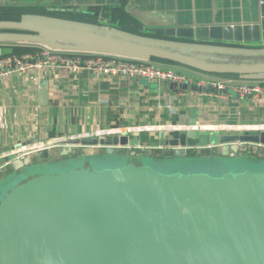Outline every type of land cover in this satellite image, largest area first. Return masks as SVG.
Here are the masks:
<instances>
[{"label":"water","instance_id":"95a60500","mask_svg":"<svg viewBox=\"0 0 264 264\" xmlns=\"http://www.w3.org/2000/svg\"><path fill=\"white\" fill-rule=\"evenodd\" d=\"M242 4L249 13L243 21L192 20L187 25L158 27L136 16L140 22L133 27L183 39L264 42V0H244ZM0 29L166 59L217 74L264 71L205 65L181 54L21 20H0ZM168 84L171 90L230 93L213 83ZM43 87L45 97L47 84ZM162 144L168 148L164 153L168 157H185L188 149L212 144L213 151L222 155L220 165L230 167H212V173L189 168L162 170L145 162V157L152 158L150 148L146 156L127 157L124 164L112 168H95L93 162L78 158L76 148L95 147L94 154L106 157L98 159L100 162L123 161L127 149L137 147L126 135L58 142L56 146L67 148L61 156L75 157L53 165L81 164L55 173L29 174L48 163H23L16 154L13 158L6 155L5 160L17 172L14 177L23 178L0 198V264H264V169L239 168L241 164H237L246 151L253 156L264 151V129L230 134L201 131L198 138L194 131L185 130L178 137L163 139Z\"/></svg>","mask_w":264,"mask_h":264},{"label":"crops","instance_id":"0c3cea01","mask_svg":"<svg viewBox=\"0 0 264 264\" xmlns=\"http://www.w3.org/2000/svg\"><path fill=\"white\" fill-rule=\"evenodd\" d=\"M244 0H0V5L39 4L48 12L84 14L86 20L62 21L50 14H22L14 21L32 22L47 18L44 27L58 28L73 34L91 35L117 44H131L158 51L181 54L205 65H231L264 69V42H227L212 39L167 37L133 27L141 20L158 27L200 23L238 22L248 19ZM244 13V15H243ZM135 14V15H134ZM33 15V16H32ZM30 16V17H29ZM117 21H114L115 18ZM56 17V18H55ZM244 17V18H243ZM17 19V20H15ZM71 19V18H67ZM76 20V21H75ZM159 35V36H158ZM137 37V38H133ZM140 38L167 42L150 44ZM181 44V45H178ZM183 45V46H182ZM42 47L54 51L99 53L145 61L154 66L172 68L187 73L196 80L216 83L264 82V71L249 75L217 74L155 57L135 55L125 51L97 48L79 41L44 36L16 29H0V58L30 56L36 58ZM234 75V76H226ZM47 96L43 97V85ZM218 95L207 92L171 90L168 83L135 77L82 71L78 74L65 69L45 67L29 74L13 73L0 80V184L15 175L14 165L5 156L17 155L23 163L59 164L75 156H61V139L77 137H108L126 135L137 147L128 148L125 156H146L151 149L153 160L166 163L191 162L219 165L218 155L211 145L188 149L185 157L167 156L163 139L178 137L182 131L230 134L232 131L253 132L264 129V97L245 96L236 89ZM239 97H236V95ZM95 147L76 148L87 155L106 158L95 153ZM97 150V149H96ZM161 154V155H157ZM233 155V154H231ZM230 155V156H231ZM127 157H121L126 159ZM38 158V159H36ZM109 158V157H108ZM264 169V151L254 157L247 151L239 158ZM253 158L254 161H251ZM36 159V160H35ZM195 159H198L195 161ZM16 161V162H19ZM239 164V163H237ZM185 168V165H165ZM19 172V171H18ZM9 175V176H10Z\"/></svg>","mask_w":264,"mask_h":264},{"label":"built area","instance_id":"2783aa9c","mask_svg":"<svg viewBox=\"0 0 264 264\" xmlns=\"http://www.w3.org/2000/svg\"><path fill=\"white\" fill-rule=\"evenodd\" d=\"M45 67L65 69L74 74L90 70L100 74L135 77L163 83H213L218 87L236 89L245 96L264 97V82L236 84L196 80L187 73L172 68L157 67L145 61L99 53L54 51L46 47L41 48L36 58L26 55L0 58V80L6 79L13 73L29 74Z\"/></svg>","mask_w":264,"mask_h":264},{"label":"rangeland","instance_id":"374dc122","mask_svg":"<svg viewBox=\"0 0 264 264\" xmlns=\"http://www.w3.org/2000/svg\"><path fill=\"white\" fill-rule=\"evenodd\" d=\"M36 5H39V4H36ZM39 6L42 7V8H45V9L49 8V7H45L43 5H39ZM35 14H37V13H35ZM79 14L81 15L82 13L79 12ZM47 18H49V17H47ZM47 18L46 17L45 18H35L34 20H32V22L39 23V24H43L44 23V24L48 25ZM58 19H60L62 21L72 20V19H67V18H58ZM127 153H130V152L127 151ZM125 155H124V157H127ZM248 155H250V154H248ZM2 156H3V154L0 155V158ZM78 156H79L78 158L83 159V161L89 160V161L93 162L95 168H103V167L104 168H108V167L112 168V167L120 166V165L125 163V160H123V161L108 160L107 162H100L97 159V156L87 155L85 157V152H83V151H82L81 154H78ZM254 157H256V156H254ZM36 159H38V158H36ZM254 159L255 158L250 160V162L254 161ZM246 161L247 160H243V161L239 162V164H244V163H246ZM145 162L150 164V165H154L157 168L162 169V170H168V169L165 168L166 167L165 165H173V166L185 165L184 166L185 168L195 169V170H203V171L210 172V173L213 172V171H211L212 167H216V168H219V169L220 168H225V167H230L228 165H223V164L222 165L219 164L220 166L217 167L215 163L202 165V164H197L194 161H191V162H176V163L168 162V163H163L162 165L158 164L157 162H154L153 160H145ZM80 164H81V162L80 163H67V164H64V165H50V164H46L45 167H43V168H41L39 170L33 169L32 172H29V174H36V173H39V172L55 173L57 171L66 170V169L71 168V167H76V166H78ZM250 165H251L252 168H263L262 166H257V165H254V164H250ZM231 166H233V165H231ZM10 170H11V168L8 169V176L5 177L4 178L5 180L0 184V198H2L12 187H14L20 181V179L23 178V176L14 177L13 174L10 175L11 174Z\"/></svg>","mask_w":264,"mask_h":264},{"label":"trees","instance_id":"16d2710c","mask_svg":"<svg viewBox=\"0 0 264 264\" xmlns=\"http://www.w3.org/2000/svg\"><path fill=\"white\" fill-rule=\"evenodd\" d=\"M42 9L44 8L40 7L39 5H35V4H17L16 3V4H7L5 6L0 5V20H12V18L20 19L21 15L25 13L50 14L53 16L86 20L83 13L81 15L79 13L77 14H74V13L70 14L67 12L58 13V12L43 11ZM113 20L117 21L116 16ZM226 76H234V75H226Z\"/></svg>","mask_w":264,"mask_h":264}]
</instances>
